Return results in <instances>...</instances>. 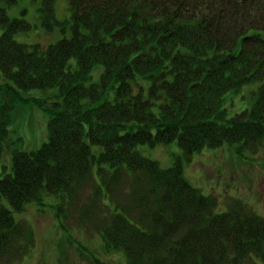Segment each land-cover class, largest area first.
<instances>
[{"label":"trees","instance_id":"1","mask_svg":"<svg viewBox=\"0 0 264 264\" xmlns=\"http://www.w3.org/2000/svg\"><path fill=\"white\" fill-rule=\"evenodd\" d=\"M15 1L0 0V159L20 104L48 113V140L12 149V170L3 165L0 264L36 244L3 199L23 210L46 193L65 232L70 219L93 229L127 264H264V216L240 199L217 211L184 173L206 146L256 151L264 141V0H68L73 33L48 45L15 39L31 27L8 15ZM55 3L39 7L50 29ZM97 64L100 79L87 83ZM251 82L252 107L229 116L225 94ZM53 87L58 101L24 95ZM173 141L183 150L169 167L137 148Z\"/></svg>","mask_w":264,"mask_h":264},{"label":"rangeland","instance_id":"2","mask_svg":"<svg viewBox=\"0 0 264 264\" xmlns=\"http://www.w3.org/2000/svg\"><path fill=\"white\" fill-rule=\"evenodd\" d=\"M42 0H16L6 5L11 18L26 19L31 27L15 33V39L26 44L41 43L48 45L73 33V18L68 0H56L55 11L59 23L52 29L44 25L39 16ZM3 26L0 23V35ZM76 63V58L72 59ZM104 67L95 65L91 81H98ZM259 82L244 84L238 90L225 94L224 107L229 116L250 109L255 100ZM57 87L32 88L24 93L27 96L45 97L50 102L60 100ZM158 110V106L154 107ZM48 113L37 104H20L13 113L10 136L6 149L0 159V173L3 165L12 170L11 151L14 148L32 151L48 140ZM144 155L153 158L163 167L173 164L176 155L182 153V147L173 142L156 144L141 143L137 146ZM97 152L100 145H94ZM186 178L202 193L216 197L217 211H226L236 199L248 203L264 216V141L258 150L239 149V144L224 143L219 147L206 146L194 153L193 160L185 162ZM4 204L13 211L17 220H25L35 230L36 244L31 252L20 262L14 264H93L87 255L91 249L102 258L105 264H127L124 252H106L103 240L93 229L78 225L72 219L65 225L69 232L60 226L52 206L53 195H44L45 205L29 203L23 210L14 209L4 198ZM84 248V252L79 248Z\"/></svg>","mask_w":264,"mask_h":264}]
</instances>
